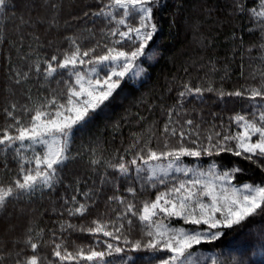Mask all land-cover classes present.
Masks as SVG:
<instances>
[{"label":"snow or ice","instance_id":"snow-or-ice-1","mask_svg":"<svg viewBox=\"0 0 264 264\" xmlns=\"http://www.w3.org/2000/svg\"><path fill=\"white\" fill-rule=\"evenodd\" d=\"M189 7L229 29L238 79L245 58L257 70L226 90L227 63L217 87V61L189 57L151 109L162 129L154 121L106 156L103 133L122 116L77 142L162 61L175 67L169 52ZM257 32L258 43L245 41ZM215 39L201 35V49ZM190 68L208 72L194 84ZM209 94L227 123L212 113L205 127L198 106ZM237 232L239 255L199 250ZM208 261L264 264V0H0V264Z\"/></svg>","mask_w":264,"mask_h":264},{"label":"trees","instance_id":"trees-1","mask_svg":"<svg viewBox=\"0 0 264 264\" xmlns=\"http://www.w3.org/2000/svg\"><path fill=\"white\" fill-rule=\"evenodd\" d=\"M185 2L191 6L198 3V0H185ZM190 17V22L188 25H181L179 29V35L175 40L174 47L171 48L169 56L175 57V67H173L172 60L162 61L157 67L153 70L151 80L145 84L142 88L137 90H132V94L124 97H118L117 101L114 102V105L111 107V110L107 113L106 116L97 117V120L94 125L90 126L88 131L78 134V140L80 137L86 138L89 131H95L97 127L103 129L105 120L111 122L120 120V118L126 117L125 120L121 121L119 129L116 130L115 134L113 129L109 126L108 130L103 133L101 140V146L106 150L105 155L114 154L116 149L122 147H127L131 141V137L134 134L145 133L147 136L148 127L154 121H160V128L162 129L163 120L159 109L151 110L154 108L159 101L156 97L161 93L162 89H165L167 86L165 84V76L176 73L178 69L184 66V62L189 59V57H203L201 63H206L209 58H213L217 61L216 67L220 69L217 74L212 77L217 82V87L221 86L220 77L224 75V65L227 63L229 66V75L230 79H226L223 82V87L226 90H231L234 87H239L245 82V79L248 77L249 73L253 70H257V65L259 61H249L247 58L244 60V79H238L240 74L239 67V56L237 55L236 61H231L228 59L231 56V44L225 40L226 35L229 33L228 28H220L219 25L214 24L211 20H206L202 15H200L197 10L193 7H189V11L186 13ZM199 17L201 21V27L199 32L194 31L192 24ZM167 30V26H166ZM215 36L216 39L212 47L208 49H201L200 47V36ZM259 32L255 35L248 36L245 35V41L249 43H258ZM253 55H256L253 52ZM199 68V65H197ZM208 69L204 71L197 72L196 69L190 68V76L192 82L195 84L198 82L197 77H204ZM185 80L189 77L184 76L183 72L179 73ZM143 95V103L138 104L136 107H131V102L134 98H139ZM174 96L175 93H172ZM207 103L199 105L198 109L203 110V118L205 127H209L213 121L212 113H219L225 117V123H227L226 117L230 113L226 110L224 105H221L219 102H215L214 94L206 95L205 97ZM168 103H172L171 100ZM232 105L229 104L228 107ZM128 110V111H126ZM143 117V123H140V118ZM197 122H199V117L197 116ZM216 123H219L217 120ZM187 163L191 161L186 160ZM206 162V161H205ZM45 221L48 219L45 216ZM255 227H258L255 226ZM241 239V234L237 232L236 234L229 233L224 239L216 244L214 247L203 246L200 248V251L205 253L217 254L216 249H221L222 251L217 254L219 259H226L230 254L239 255L240 249L234 246V242ZM84 243L89 241L85 240ZM246 241L241 245V247L246 246ZM255 260L261 259L259 255L253 257ZM210 264V261H208Z\"/></svg>","mask_w":264,"mask_h":264},{"label":"rangeland","instance_id":"rangeland-1","mask_svg":"<svg viewBox=\"0 0 264 264\" xmlns=\"http://www.w3.org/2000/svg\"><path fill=\"white\" fill-rule=\"evenodd\" d=\"M186 163H187V161H186ZM206 163V162H205Z\"/></svg>","mask_w":264,"mask_h":264}]
</instances>
